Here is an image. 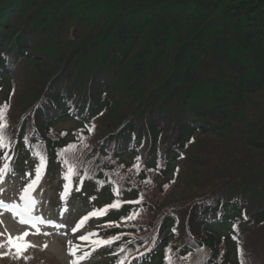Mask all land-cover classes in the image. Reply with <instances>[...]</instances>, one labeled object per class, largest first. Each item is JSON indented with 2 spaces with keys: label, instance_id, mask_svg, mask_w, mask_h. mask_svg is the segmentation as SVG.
Returning a JSON list of instances; mask_svg holds the SVG:
<instances>
[{
  "label": "trees",
  "instance_id": "obj_1",
  "mask_svg": "<svg viewBox=\"0 0 264 264\" xmlns=\"http://www.w3.org/2000/svg\"><path fill=\"white\" fill-rule=\"evenodd\" d=\"M43 69L49 95L27 97L16 112L28 74ZM263 94L264 0H0V106L10 105L16 167L46 155L53 180L62 150L75 145L63 158L84 180L83 202L124 203L98 227L120 224L105 234L121 235L126 254L150 246L136 264L163 263L171 252V264H264V111H251ZM65 122L73 127L56 130ZM224 138L236 159H223L207 187H194L191 171L193 198L160 207L201 140ZM146 181L163 196L148 207L151 240L124 219L140 207L126 202ZM188 228L204 234L185 238Z\"/></svg>",
  "mask_w": 264,
  "mask_h": 264
},
{
  "label": "rangeland",
  "instance_id": "obj_2",
  "mask_svg": "<svg viewBox=\"0 0 264 264\" xmlns=\"http://www.w3.org/2000/svg\"><path fill=\"white\" fill-rule=\"evenodd\" d=\"M47 38H51V36H47ZM69 48L70 47L68 46L65 47L64 57L71 58L72 55L69 52ZM76 50L82 49L76 48ZM169 66L170 63H168L165 68L167 69ZM48 73V70L43 69L39 73V75H37V78L34 75L28 74L25 85L20 90L15 109L17 108L19 110L21 104L26 101L27 97H31V100L29 101L31 102L34 98H38V96H40L41 94L43 96L49 95L50 92L47 90V86H44V83L41 82L42 78L45 77ZM260 97L264 98V94ZM257 100H260V98H258ZM261 102L262 105H264V99H262ZM17 109L15 110L16 112ZM127 110L131 109H125V111ZM251 111L252 116L254 118H257L260 113L264 111V106H253ZM72 127L73 126L70 125V123L65 122L63 124L57 125L56 130L69 129ZM238 129L239 128L237 126L234 127L235 131H237ZM245 129L249 130L248 128ZM250 132V130L247 132V137H249ZM201 143L203 148L194 153V163L191 165V167H187L184 170V174L180 178V184L172 185L166 191L165 197L161 203H159V199H162L163 196L160 195L158 191L155 192L154 186H152V184H144V189L143 191L141 190V194H143V201L138 204L140 206L136 210L138 214L135 215L133 221L136 224L144 226L142 229H147L145 233L148 234L146 237L147 240L152 239L155 231L154 228H151V226H149L150 220L147 221L146 219V216L149 213L148 207L150 206V203H152V201H155V205L159 203V206L162 208H165L172 203L184 204V201L193 198V195L195 194L192 191L193 188H191L190 186V179H188V175L191 176V171V177L196 181L195 184L193 182V186L195 187V185L198 183V187L200 186V184H204V186L207 187L210 184L209 182L215 179V176L213 175L215 173V170L221 171V169L218 168L219 166H222L223 159L226 158L229 161L235 160L236 158L233 157L235 155L233 154V152H237L239 150L238 147H236L234 144L232 147L227 148L226 146L228 144V140L226 138H224L223 142L221 141V144L216 139H202ZM248 154L252 155V151H248ZM223 180L225 179L221 177L214 182H222ZM37 186H39L38 191L34 195H32V197L36 201V205L33 209L35 210L34 213L42 214L54 221L56 225L63 226L51 228V230L48 232L50 233V235L48 236L42 234L45 232V230H43L41 234H34L35 229H32L31 226L15 221L9 214L0 213V233L4 234L0 235V241L6 240L8 234L16 237L17 235L28 231L29 235L25 237V242H30L32 245H35V247H30L26 252H24V257H27L28 259H24L23 257L20 259H15V253L13 250L9 255L0 256V264H71L74 259L82 256L85 252H90L91 254L87 259L79 261V264H100L104 259H100L97 256V251L92 252L91 246H84L87 242L80 241L78 237L87 233L96 232L98 233L99 238L108 239L110 237L105 233L109 231V226L106 225L104 227H98L99 229H101V232H99L98 228L89 229L86 223L79 231L73 233L71 231V228L74 227L81 220V218L85 216L83 214L88 210L84 209L83 207H79L80 204L78 202L75 204H70L68 200H64V202L57 207H44V205H47L48 200L53 194L52 189L49 188L46 183L44 172L41 173V179ZM7 187L9 188L7 189ZM24 188L21 186V182L16 177H10L9 174L6 177H1L0 175V189L3 190L0 191V198L5 202H11V200H13L14 198L20 199L21 191L24 190ZM151 211H153V207H151L150 212ZM95 222L96 221H93L88 225L95 227ZM145 222L148 224V226L144 224ZM110 227L113 228L114 226ZM187 230L186 235H184L183 237L187 238L191 235V238H193L195 241L199 240L200 236L202 237L204 234L203 230L199 231V235H197L192 228L191 230L189 228ZM95 238L96 237H93V239ZM180 238L182 240V237ZM126 239L130 240L128 237ZM123 240L124 239H120L119 242H122ZM68 241H72V244L75 245H81L79 250L76 252L75 257L70 255L68 251L69 247H71V245L68 244ZM45 244L47 245V247L43 248L42 246ZM5 251H7V248H0V253H3ZM173 255L174 253L171 252L169 257L171 258V256ZM125 256H127V259L129 258L128 253L126 254L125 252H121L118 255V258L120 260ZM166 262L169 263L168 259Z\"/></svg>",
  "mask_w": 264,
  "mask_h": 264
},
{
  "label": "snow or ice",
  "instance_id": "obj_3",
  "mask_svg": "<svg viewBox=\"0 0 264 264\" xmlns=\"http://www.w3.org/2000/svg\"><path fill=\"white\" fill-rule=\"evenodd\" d=\"M9 107H10V105L7 103L0 106V148H7V147H9V144H10V142L7 139V135H6V128H7L6 112H7V109ZM92 130H93V128H88L89 132H91ZM61 135H65V134L62 133ZM74 148H75V145H69L66 149L62 150V153L60 155H62V157H68L69 153L72 152V150ZM45 163H46L45 158L43 156H40V164L35 169V179H33L32 182L29 183L27 185V187L24 188L23 193L20 196V200L23 202L22 204H16V203L6 204L5 202L0 201V209H4V210L12 212V214L15 217H19V222L21 224L30 225L32 229H35L34 234H41V229H40L39 225L52 224L53 223L52 221L44 220L39 215H33V209L36 205V201L32 197L31 193L41 179V170L44 168ZM62 163L67 168V171L65 173V179L68 181H71V177L74 173V165H72L71 160L69 158H62ZM9 167L10 166L8 164H5L3 166V168L0 169V175H3L5 172H7L9 170ZM134 167L137 169V171H139V169H140L139 157H137V163L134 165ZM76 174L78 175V172ZM150 182L151 181H146V183H150ZM165 188H167V185H165ZM112 190H113L114 194H116L117 197H119L120 190L118 188H115V187H113ZM0 191H3V190L0 189ZM69 191H70V183L64 185V191L61 193V199H66ZM77 191H79V189H77ZM92 199H95V197H93ZM142 199H143V194H141V196L138 198L137 201H128L126 203H137L138 204V203H140V201ZM121 203L122 202L119 199H117L114 202H112L111 204L105 205L103 208L93 209L87 215L82 217L81 220L74 227L71 228V231L73 233H76L85 225L86 221H88L90 218H92V217L99 218L101 216H104L108 213L109 209H117L118 210L121 207ZM137 214L138 213L134 211L130 216L125 217L124 219H132ZM53 226L54 227H62L63 225H53ZM108 226H113V223L109 222ZM115 226L119 227V225H115ZM42 234L45 236L50 235V233H48V232H44ZM0 235H4V234L0 233ZM28 235H29L28 231H25L22 234L17 235L16 237H13L10 234H8L6 240L0 241V248H7V251L0 253V256L9 255L14 250V253H15L14 258L15 259H20L22 257L24 259H28L27 257H24V255H23L24 252H26L30 247H35V245H32L30 242H25V237H27ZM93 237H96V238L93 239ZM78 239L80 241L87 242L86 245H84V246H91L92 251H95L96 248H99L102 246H107V245H112L114 242L121 239V235L112 236L108 239H102V238H99L98 233L91 232V233H87L84 235H80L78 237ZM68 244L71 245V247H69V249H68L70 255L75 257L76 252L79 250L81 245L72 244V241H68ZM42 247L46 248L47 245L45 244ZM119 251L124 252L125 249L120 248ZM90 254H91L90 252H85L82 256H79L76 259H74L71 262V264H79V261L87 259ZM141 255H143V254L141 253ZM126 259H127V256L120 259L118 261V264H124V261ZM166 259H168L169 264H171V258L166 257Z\"/></svg>",
  "mask_w": 264,
  "mask_h": 264
}]
</instances>
